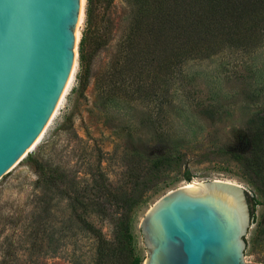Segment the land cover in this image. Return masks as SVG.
Instances as JSON below:
<instances>
[{"label":"rangeland","instance_id":"obj_1","mask_svg":"<svg viewBox=\"0 0 264 264\" xmlns=\"http://www.w3.org/2000/svg\"><path fill=\"white\" fill-rule=\"evenodd\" d=\"M86 8L87 0H81L75 60L54 113L29 152L0 179V264H88L91 239L83 231L56 242L68 220L67 200L40 182L34 160L79 188L90 183L93 173H106L117 182L124 179L123 166L134 146L144 156L150 147L172 151L170 165L136 213V247L142 257L148 251L140 221L158 198L190 182L225 179L241 184L252 197L245 255L249 262L264 264V194L221 148L237 139L264 106V41L252 51L231 48L209 59L187 61L169 94L160 87L149 98L127 101L120 93L104 95L99 86L96 72L107 54L92 57L82 85L79 44ZM241 74L249 76L245 83L251 95L242 88ZM148 114L157 119L155 126L143 125ZM187 174L192 176L189 181ZM95 223L111 234L108 222ZM72 254L80 256L78 262Z\"/></svg>","mask_w":264,"mask_h":264},{"label":"trees","instance_id":"obj_2","mask_svg":"<svg viewBox=\"0 0 264 264\" xmlns=\"http://www.w3.org/2000/svg\"><path fill=\"white\" fill-rule=\"evenodd\" d=\"M263 41L264 0H87L86 30L79 44L80 79L84 86L92 57L107 54L96 72L102 93H120L136 101L157 94L160 87L169 94L187 61L209 59L231 48L252 51ZM248 77L238 78L251 95ZM152 116L142 117L143 125L155 126ZM133 148L120 182L106 173H93L90 183L79 188H71L64 175L34 160L40 182L67 200L68 220L56 242L83 231L91 239L88 264H143L136 247V213L170 165L172 151L150 147L144 156ZM221 148L264 194V106L253 113L237 139ZM185 179L191 180V174ZM97 219L111 225V234L104 233ZM71 257L75 263L80 256Z\"/></svg>","mask_w":264,"mask_h":264},{"label":"water","instance_id":"obj_3","mask_svg":"<svg viewBox=\"0 0 264 264\" xmlns=\"http://www.w3.org/2000/svg\"><path fill=\"white\" fill-rule=\"evenodd\" d=\"M81 0H0V179L50 120L75 60ZM252 197L212 179L158 198L140 221L143 264H256L247 231Z\"/></svg>","mask_w":264,"mask_h":264},{"label":"bare ground","instance_id":"obj_4","mask_svg":"<svg viewBox=\"0 0 264 264\" xmlns=\"http://www.w3.org/2000/svg\"><path fill=\"white\" fill-rule=\"evenodd\" d=\"M194 184H197V182H190L186 186H191V185H194Z\"/></svg>","mask_w":264,"mask_h":264}]
</instances>
